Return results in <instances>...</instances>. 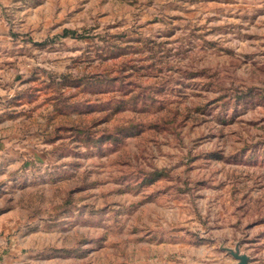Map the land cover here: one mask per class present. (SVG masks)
Segmentation results:
<instances>
[{"label":"rangeland","instance_id":"1","mask_svg":"<svg viewBox=\"0 0 264 264\" xmlns=\"http://www.w3.org/2000/svg\"><path fill=\"white\" fill-rule=\"evenodd\" d=\"M0 146V264H264V0H0Z\"/></svg>","mask_w":264,"mask_h":264},{"label":"trees","instance_id":"2","mask_svg":"<svg viewBox=\"0 0 264 264\" xmlns=\"http://www.w3.org/2000/svg\"><path fill=\"white\" fill-rule=\"evenodd\" d=\"M196 76V75H195ZM107 77H110V76H107ZM124 78L123 77H120L119 76H116L115 78H105L104 81L106 83H115V82H120L121 84H123V82H121ZM97 84H101L100 82H98ZM130 100V101H129ZM128 101H124V100H120L118 102H116L114 105H113V108H114V113L115 115H121V114H124L128 111V109L126 107H129L131 108L132 106L134 107V109L136 111H139V112H142V113H149L153 110V105L150 101H152L153 103L157 101L156 98H153V97H149V98H140L139 95H134L133 97H131ZM129 110H133L132 109H129ZM57 112H60L61 114L62 113V109L60 110H57ZM66 114H64L65 116ZM158 122H162L163 124L165 125H158L156 127V129H160L162 130V128H166L167 125H177L179 122L177 121V119H164V120H160ZM152 126V125H151ZM142 126H140V123H138L137 125L135 123H130L129 126L127 127H124V128H121V129H118V133H115L116 135H119V136H122V134H133L135 133V136H137L138 132H139V129L141 128ZM90 129L91 127H84L83 130H79L77 128H74L71 129V132L74 133V136H83V139L85 140V138H94L93 140H96L95 138H97L96 136H94L92 133H90ZM107 130V128H104L102 131H105ZM69 131V129H68ZM113 136L109 137L110 139L112 138ZM86 139V140H88Z\"/></svg>","mask_w":264,"mask_h":264},{"label":"crops","instance_id":"3","mask_svg":"<svg viewBox=\"0 0 264 264\" xmlns=\"http://www.w3.org/2000/svg\"><path fill=\"white\" fill-rule=\"evenodd\" d=\"M1 151H2V149L0 148V153H1ZM3 169H4V166L0 165V201H2V199H3L2 197L4 196V194L7 193V191H6L7 184L2 181L3 180V175H6L5 171ZM0 207H2V206H0ZM5 210H7V209H0V215L5 214L4 213Z\"/></svg>","mask_w":264,"mask_h":264},{"label":"water","instance_id":"4","mask_svg":"<svg viewBox=\"0 0 264 264\" xmlns=\"http://www.w3.org/2000/svg\"><path fill=\"white\" fill-rule=\"evenodd\" d=\"M239 263L238 264H248V258L246 256L238 257Z\"/></svg>","mask_w":264,"mask_h":264}]
</instances>
